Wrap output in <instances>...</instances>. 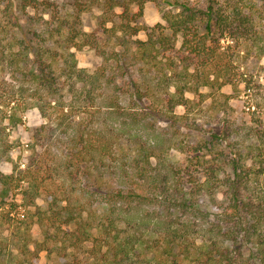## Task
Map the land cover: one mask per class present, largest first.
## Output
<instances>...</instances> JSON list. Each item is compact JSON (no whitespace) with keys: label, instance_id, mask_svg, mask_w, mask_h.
Returning a JSON list of instances; mask_svg holds the SVG:
<instances>
[{"label":"trees","instance_id":"1","mask_svg":"<svg viewBox=\"0 0 264 264\" xmlns=\"http://www.w3.org/2000/svg\"><path fill=\"white\" fill-rule=\"evenodd\" d=\"M147 2L162 5L163 23H137ZM1 3L0 69L27 85L0 86V162L9 150L1 121L21 122L14 114L20 100L23 109L35 106L43 117L46 106L53 109L65 137L61 161L47 178L40 176L38 158L26 169L0 171V264H37L40 244L31 250L28 231L5 227L25 222L20 209L27 206L47 227L63 264H81V251L90 264H264V188L257 190L244 170L246 147L234 137L239 132L225 127L224 139L210 132L203 145H193L199 152L226 144L233 155L223 156L222 147L218 161L196 156L205 167L196 174L170 163L172 139L152 137L162 121L177 124L173 108L187 106L185 93L235 84L232 45L221 42L240 36L246 42V35L253 44L261 41L244 24L251 12L222 9L216 0H105L98 34L71 31L49 0ZM140 32L144 40L126 39ZM112 38L116 43L106 49ZM87 46L101 58L93 70L71 62V48ZM172 53L178 58L170 59ZM109 86V102L99 104ZM44 129L35 130L38 141ZM55 177L62 184L51 188ZM40 197L44 208L36 203Z\"/></svg>","mask_w":264,"mask_h":264},{"label":"rangeland","instance_id":"2","mask_svg":"<svg viewBox=\"0 0 264 264\" xmlns=\"http://www.w3.org/2000/svg\"><path fill=\"white\" fill-rule=\"evenodd\" d=\"M49 1L52 3L51 9H55L56 13L67 18L71 31L77 27V29L87 33L96 32L101 27V9L106 8L104 6L105 0ZM190 1L202 3L204 0ZM216 1L218 2L217 7L222 9H241V11L244 10L246 13L251 12L250 20L244 24L251 27V29L248 27L249 34H252V32L258 33L261 41L253 44L247 35L246 38L248 39L246 42L244 37L242 38L241 36L234 40V42L222 41V45L228 43L232 45L229 50L234 54L235 58V68L233 70L235 75H237L235 84L226 85L219 92H212L207 88H201L196 93H185V98L189 101L187 102V106L179 105L173 108V113L179 117L177 124H171V127L168 123L173 122L163 123L164 121H162L156 125V130L152 137L156 138L157 142L159 141L157 136L162 137V139H172L173 142L170 144L167 155L168 160L171 161L170 163L175 166H183L186 172L196 174L204 172L205 169V167L196 163V156L202 155L204 160H217L219 151H223L221 150L222 147L225 150L223 151V156L229 155L227 157H232L233 155L231 154V148L224 146L226 144L222 145V147L217 146L214 149L202 148L199 149V152L193 151L191 147L198 142L203 145L205 140L208 139L210 132H214L224 139L225 132L227 131L225 127L237 130L239 135H234V137L238 141H243L242 146L246 147L244 170L250 175V182L255 185L257 190H260L264 188V0ZM130 6L132 12H135L137 8L131 4ZM4 8L5 4L1 3L0 9ZM113 9H115L116 13H120L119 9L121 7L116 6ZM160 9H163L161 4L147 2L143 7L142 16L137 23L148 27L156 23H163ZM76 17L79 19L78 25H75ZM44 19H49L47 14L44 15ZM50 22L52 25L55 23V21ZM110 26L111 23L106 24V27ZM66 28L68 27L66 26ZM98 31V34H100L101 30ZM102 37L106 39L104 35ZM136 38L144 40L146 36L143 32H140L137 36L126 37L127 40H134ZM58 39L61 40L60 36L54 37L55 41H58ZM115 43V40L112 38L110 42H107L105 48L108 49ZM178 45L176 48L179 47ZM261 49H263V53L260 54ZM168 55L170 59L175 60L178 58V56L176 57L177 54L175 55L174 53ZM71 62L77 68L93 70L100 64L101 58L88 46L81 50L71 48ZM178 66L177 70L180 69ZM56 72H59V70L56 69ZM11 77L7 69H0V86L2 89L8 86L7 83H10V85H27L26 82H22L21 80L12 81ZM67 88L68 84L65 83L63 91H66ZM112 89L111 86L105 89V95L102 99L98 100L99 104H107L109 102ZM32 101L34 103L36 100ZM19 103L20 109L16 108L14 114L20 117L21 122L11 125L6 118L1 121V124L7 127L5 139H7L9 150L6 155H2L3 160L0 162V171L4 174H11L13 170L26 169L30 162L38 158L42 163V174L40 176L42 175L43 178H47L49 171L57 167L62 158L60 141H63L65 137V134H63L64 126L59 125L56 114H54L53 109H49V106H46L48 116L43 117L35 106H28L23 109L24 106L21 104V100ZM41 126H44L45 129L39 131L40 140L38 141L35 137V130ZM186 159H191L192 163L187 162ZM46 181L49 182L47 179ZM52 181L54 182L48 183V186L51 188H58L62 184L59 177H55ZM216 193L215 198L218 200L221 197L218 188H216ZM202 197L205 202H208V196L203 195ZM14 198L17 203H20L19 193L15 194ZM43 198H38L36 203L44 208L46 207V202ZM33 210L32 206L20 209V212L26 216L23 219L25 222H22L20 225V223L12 221L10 225L5 227L9 226L15 233H25V231H28V247L31 250L34 249L36 243L40 244L42 250L38 253L37 264H63L65 259L61 258L60 254L56 251V243L53 240H49L50 234H48V237L45 236L47 227H42L36 222V217L32 214ZM49 231L53 233L54 230L51 229ZM90 242H88V247L91 245ZM84 257L86 256L82 251L78 253V258L82 261L81 264H90L91 260H85ZM20 259L22 258L18 257L16 260ZM16 263L12 262V264Z\"/></svg>","mask_w":264,"mask_h":264}]
</instances>
